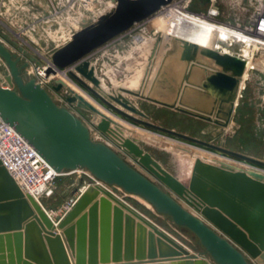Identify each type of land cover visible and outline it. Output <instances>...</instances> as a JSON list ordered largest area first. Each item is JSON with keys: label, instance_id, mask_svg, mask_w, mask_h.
Segmentation results:
<instances>
[{"label": "water", "instance_id": "95a60500", "mask_svg": "<svg viewBox=\"0 0 264 264\" xmlns=\"http://www.w3.org/2000/svg\"><path fill=\"white\" fill-rule=\"evenodd\" d=\"M111 1L113 8L50 51L45 58V76L63 74L107 112L138 128L264 169L261 159L160 126L128 98L103 90L90 56L175 0ZM199 2L206 5L211 0ZM157 39L161 42L162 38ZM22 55L0 42V59L8 69L4 77L7 85L0 84V119L12 126L56 173L84 170L107 186L141 198L156 214L193 234L202 252L191 253L94 184H88L72 208L54 224L0 162V264H264L262 177L200 158H184L191 170L187 182H182L137 141L119 137L109 118L62 79H53L47 88L34 76L26 77L28 63H22ZM197 55L211 59L217 67L206 75L203 88L220 97L228 94L225 99L219 98V111L224 110L222 104L229 103L222 121L129 90L121 91L226 129L237 105V85L247 62L233 54L180 40L178 60L194 64ZM203 71L205 74V68ZM54 95L63 97L65 105L59 104ZM68 106L91 113L94 121L91 125L84 123ZM92 129L113 141L151 176L130 165L106 142L95 139Z\"/></svg>", "mask_w": 264, "mask_h": 264}, {"label": "rangeland", "instance_id": "374dc122", "mask_svg": "<svg viewBox=\"0 0 264 264\" xmlns=\"http://www.w3.org/2000/svg\"><path fill=\"white\" fill-rule=\"evenodd\" d=\"M103 2L105 3L106 0H103ZM46 3L48 6L47 12L49 13L50 4L48 3V1H46ZM96 6L98 7V5ZM255 6L256 3L254 2V0H249L246 2H244L243 0L242 1L216 0L215 7L219 11V17L217 18V21L221 23H229V24L245 23L249 20L251 14L254 11ZM188 10L191 11L192 13H201L206 10V6L200 3L199 1H194L193 3L190 4ZM65 13L66 11H64V15ZM81 13H82L81 10L75 12V14H81ZM155 16L156 15H154L153 17ZM152 18L148 19L143 23L136 25L129 32L116 38L115 41L113 42L114 45L120 44L122 46V49H124L125 51L130 50L135 45H137L138 47L140 46L146 47L148 45L147 38L141 41H137L134 40V36L135 35L142 36L144 34L146 35L147 32L146 33L144 32L150 26ZM33 20H31L30 22H32ZM42 27L43 25L42 26L35 25V28L32 27L33 30H31L30 32H32L33 35L31 34V36L35 40L36 38L39 37V35H43ZM44 37L48 38L47 35H45ZM47 40H51L50 37ZM117 48L118 46L116 47V49ZM117 50L119 51V49ZM232 51H233L232 53H236V54L240 53L239 47H235ZM114 54L116 55V53ZM251 60L256 65V68L252 70V72L247 76L246 80L244 81L245 82L244 88L240 89V97L238 98L236 109L234 111V115L232 117V120L228 128L225 129L215 126L214 124H210V123L208 124L199 121H189L185 117H181V116L179 117L176 115L171 116L162 112H157V111L154 112V110L152 111L153 118L156 119L157 123L163 124L165 126L166 125L173 126L178 132L184 133L186 135H190V136L195 135L196 138H200L206 142H210L233 151L247 154L255 158L264 159V54L257 52L256 54H253ZM23 62L28 63V67L24 70V74L26 77L33 76L32 74H29L27 72L29 68L32 70L35 69V67L38 66V64L42 66L45 65L44 64L45 62L44 61L42 62L40 60L39 62L36 63L35 60L32 61L22 58V63ZM7 74H8V69L4 65L3 61L0 59V76H1L0 83H3V86L7 85L6 81H4L5 80L4 77ZM54 97L56 98V101L59 104L65 105L63 97L59 95H54ZM137 102L139 103V101ZM68 107H70V110L72 109V106H68ZM73 112L78 116H80L82 119H84L85 121L84 123H87L88 125H91L92 122L94 121L91 119L92 114L85 110L77 108L74 109ZM115 125L126 133L127 132L130 133L131 131H134L132 130V128H129V126L124 127V126H120L117 123H115ZM160 136L176 140L166 135H160ZM100 139L101 141L106 142L114 150H116L118 154H120L122 158H124L130 165L137 168L141 172L147 174L148 176H151L150 173L138 161L134 160L133 158L125 154L113 141L105 137H100ZM142 140L143 142H138V143L143 147L144 150L149 152L150 155L156 161L162 164L163 167L171 171L174 175H176L182 182H187L189 177L190 167L189 164H187L186 159H184L183 157L195 158L194 156L191 155L189 151L183 152L178 148H176L175 146H173L172 144H168L164 142L160 143L152 136L151 137L149 136V138L144 137ZM177 141L183 142L185 144H189L181 140H177ZM203 150L205 149L203 148ZM217 164H223V163L221 161H217ZM84 176L85 175L75 173L72 175L70 174L69 177L75 179L77 177L84 178ZM65 179L66 176L59 177L56 179V183L58 182V184H61L62 180ZM76 191H78V189ZM114 191L119 194L118 191L116 190ZM62 192L63 191H61V188L57 190L56 187L53 196L40 200V204L42 205V207L46 211L52 213L51 215L54 220H58L60 218V216L63 213L62 211L63 207L69 202V200H71L74 197L73 194L72 196H66V197L64 196L65 197L64 198L61 196ZM63 198L65 200H63ZM124 201H125L124 203H126L130 207H132L142 215L148 217L150 221H152L155 225H157V227L162 229V231L170 235V237H172L178 243L188 248L191 253L196 254L198 252H202V248L195 237L177 229V227L171 222L170 219L169 220L171 223H168L167 220L165 219L163 220L160 217L154 218L153 212L155 211L149 204H147L141 198L133 195L126 197Z\"/></svg>", "mask_w": 264, "mask_h": 264}, {"label": "crops", "instance_id": "0c3cea01", "mask_svg": "<svg viewBox=\"0 0 264 264\" xmlns=\"http://www.w3.org/2000/svg\"><path fill=\"white\" fill-rule=\"evenodd\" d=\"M8 2L9 3L5 4L4 8H2L3 14L0 16V42L4 44V46H6L14 54L22 55V52L25 51L26 53L24 56L22 55V57L25 58L26 60H32V61L35 60L36 63L39 62V60L42 62L45 61V58L48 56L50 51L56 48L57 45L55 44L56 40L54 39L47 40L48 38H45L43 35H39V37L36 38L35 40L31 36L32 32L30 31L23 32L20 37H18V35L20 34V30L26 25H28L31 20L46 14L48 10L46 0H9ZM145 32H147L146 35L145 34L142 36L135 35L134 40L141 41L146 38L149 39L151 37L161 36V34L155 35L153 34V32L149 30H146ZM148 32L150 33L148 34ZM114 41L115 40L103 46L102 48H100L90 56V58L93 57V59H91V63L95 64L96 66L97 76L101 80L102 88L105 92L113 95H122L128 98L131 102H133L136 106H138L144 113H146L152 122L173 130H176L173 126H168V125L165 126L163 124L157 123L156 119H154L152 116V111L154 110V112L157 111V112L166 113L167 115H171V116L176 115L179 117L180 116L185 117L189 121H199L203 123H208L206 121L181 114L172 109L159 106L156 103L149 102L143 99H138L132 96H128L127 94L123 93L121 89L132 91L136 94L151 98L153 100H157L169 104H174V103L177 104L179 100H177L176 98L184 90L185 83L175 84L171 80L172 67L169 64V59H168L169 56L167 55L166 51L163 50L164 48L161 49L160 46L161 43L158 41L157 38L154 39L153 41H150V43L146 47L145 46L138 47L137 45H135L128 51L122 49V46L120 44L114 45L113 43ZM117 46H118L117 49H119V51L116 49ZM164 46L165 48H167L168 43H165ZM19 49H21V52H19ZM114 53H116V55ZM29 70L30 68L27 70V72ZM0 84L3 86V83ZM137 101H139V103ZM219 106L220 103L218 104L214 103V106L212 107V110H215L214 114L216 115L215 118H213V120H216L217 118H218L217 120L220 121L222 120L223 110L219 111L218 109ZM224 106L222 104V107ZM68 108L70 109V107ZM74 109L77 108L72 106L71 111L73 112ZM211 112L213 113V111ZM75 115L78 116L77 114ZM78 117L83 122H85L84 119H82L80 116ZM91 119L94 120L93 115L91 116ZM192 136L195 137V135ZM261 160L264 161V159ZM189 167H190L189 168V176H190L191 165H189ZM166 170L169 173H171L174 177L178 178L171 171H169L168 169ZM75 173L82 174L80 172H74L72 174ZM69 176L70 174L66 175V179L62 180L61 184H58V182L56 183L57 190L61 188V191H63L61 193L62 197L72 196L73 194H74L73 196L77 195L79 192H82L84 188H86L88 182L90 181L89 178L86 176H84V178L77 177L75 179H72ZM77 189L78 191H76ZM64 198L63 200H65ZM136 212L140 214L142 217H144L146 220H148L150 223L155 225L152 221H150V219H148V217L142 215L138 211ZM46 213L49 214L48 211H46ZM153 213H154L153 215L154 218L160 217L163 220L164 219L167 220L168 223H171L168 217L158 215L155 212ZM49 215L52 216L51 214ZM155 226L157 227V225ZM177 229L195 237L186 229L179 227H177ZM165 234L167 233L165 232ZM168 236L170 237V235ZM250 262L251 264H256L253 261Z\"/></svg>", "mask_w": 264, "mask_h": 264}, {"label": "built area", "instance_id": "2783aa9c", "mask_svg": "<svg viewBox=\"0 0 264 264\" xmlns=\"http://www.w3.org/2000/svg\"><path fill=\"white\" fill-rule=\"evenodd\" d=\"M8 1L9 0H0V16L3 14L2 8H4L5 4L9 3ZM46 1H48V3L50 4L49 13L47 12V15L44 14L41 17L35 18L32 22H29L28 25H26L20 30V34L18 35V37H20V35L25 31L28 32L33 30V28H35V25H43L42 34L44 36L47 35V37H50V39L56 40V48H59L60 46L65 44L70 39L71 35L77 30H79L83 25L94 22L100 15L106 13L114 7V3L111 0H106L105 3L103 2V0ZM194 1L199 0H175L170 5L176 4L179 7L185 8V10L190 14H194L188 10V7ZM215 1L216 0H211L209 4H206V10L199 14L202 15V18L206 22L214 25L217 28L218 32H225L227 37L223 38L225 41L224 44H226L231 50H233L235 47H240L242 45L248 48H254V54H256L257 52L264 54V0H254V2L256 3L254 11L251 14L249 20L242 24H229L218 22L217 18L219 17V11L215 7ZM96 5H98V7ZM79 10H81L82 13L75 14V12ZM64 11H66L65 15ZM223 39H221V41H223ZM229 54L239 56L236 53ZM44 62L45 65L42 66L38 64L35 69H30L28 73L35 76L36 80L42 86L49 88V84L52 82L53 79L46 77L44 74L40 73L41 69H44L45 72V69L47 67L46 61ZM92 136L97 140H101L100 137H102V135H100L95 129H92ZM206 150L215 153L214 151L208 149ZM215 154H218L223 158L232 160L234 162L246 166L262 169L248 162L236 159L225 154H221L218 152ZM0 162L1 165L6 169V171L16 182L18 187L22 190V192H25L28 195L32 196L39 203L41 199H46L54 195L57 178L74 173H56L38 155V153L15 131L12 126L3 122L1 119ZM75 172H80L83 175L87 176L90 180L88 184L100 186L101 188L109 192L111 195L123 202H125L124 199L126 197L133 196L124 193L121 189L117 187L107 186L104 183L95 180L84 170H78ZM114 190L118 191L119 194ZM79 195L80 192L75 195L71 200H69V202L63 207V213L59 219H61L72 208ZM49 214L52 213L49 212ZM59 219H53V221L57 222L59 221Z\"/></svg>", "mask_w": 264, "mask_h": 264}, {"label": "bare ground", "instance_id": "6f19581e", "mask_svg": "<svg viewBox=\"0 0 264 264\" xmlns=\"http://www.w3.org/2000/svg\"><path fill=\"white\" fill-rule=\"evenodd\" d=\"M147 30L153 32V34L155 35L161 34L162 39L160 42L161 43L160 46L161 49L164 48L163 50L166 51L167 55L169 56L168 57L169 64L172 67L171 80L175 84L185 83L184 90L176 98L177 100H179V102L176 105L188 109L190 111L197 112L205 116H209L212 119L215 118L216 116L214 114L215 110H212L214 103L218 104L220 100L219 98L223 97L222 99H225L228 97V94L220 97L211 89H204L202 85L205 82L206 75L211 74L217 70L216 65L211 59L200 55H197L194 64L192 62H185V61L182 62L178 60V54L180 49V40H184L196 44L199 47H204L217 51L219 50L220 52L223 53H232L233 51L229 49V47L226 44H224L225 41L223 38L227 37L225 32L223 31L218 32L217 28L212 24L206 22L202 18L201 14L199 13L190 14L185 10V8L179 7L176 4L169 5L165 7L160 13L156 14V16L151 19V24L147 28ZM149 33L150 32H148V34ZM156 38L157 37L149 38L147 44H149L150 41H153ZM221 39H223V41H221ZM165 43H168L167 48H165L164 46ZM254 51H255L254 48L252 49L242 45L239 47L240 53L238 55L244 58L247 64H246L245 72L237 85V90H236L237 98L240 97V89L244 88V84H245L244 81L246 80L247 76L252 72V70L256 68V65L251 60ZM203 68H205L206 71L205 74ZM40 71L41 74L45 75L44 69H41ZM49 78L62 79L67 85L70 86V88L77 95L81 96L87 103L92 105L97 111H99L101 114L109 118V120L111 121L112 129L118 132V134L120 135L119 137L121 136L129 137L137 142H143L142 139L144 137L149 138V136L150 137L152 136L160 143L164 142V143L172 144L173 146H175L176 148H178L183 152L189 151L192 156H194L195 158H200L205 162L217 164V161H221L223 163L222 165L230 166L240 172H244L249 175H258L264 179V170L262 169L246 166L234 162L232 160L223 158L218 154L207 151L206 149L203 150V148L201 149L195 146H191L189 144H185L183 142H179L177 140L160 136L151 131L138 128L126 122L125 120H122L112 115L111 113L103 109L96 101H94L93 98L88 96L85 92H83L73 83L68 81V79L63 74L58 73L56 75H50ZM223 106H224L223 107L224 110H223L222 120L226 116V111L229 107V103L225 102ZM211 111H213V113ZM115 123L124 127L129 126V128H132V130L134 131H131L130 133L128 132L126 133L123 130H121L118 126H116ZM183 158H191V157H183ZM195 158H191V159H195ZM23 193L25 195H28L25 192ZM38 204L42 208V205L39 202ZM44 212L46 213L45 210ZM47 216L50 218V220L53 221L52 217L49 214H47ZM53 222L54 224L56 223L55 221Z\"/></svg>", "mask_w": 264, "mask_h": 264}]
</instances>
